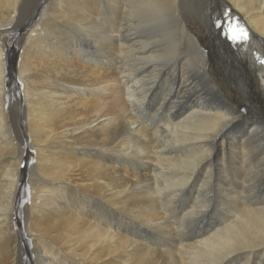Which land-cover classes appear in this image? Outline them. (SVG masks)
<instances>
[{
    "label": "bare ground",
    "instance_id": "6f19581e",
    "mask_svg": "<svg viewBox=\"0 0 264 264\" xmlns=\"http://www.w3.org/2000/svg\"><path fill=\"white\" fill-rule=\"evenodd\" d=\"M215 1L0 0V264L261 261L264 0Z\"/></svg>",
    "mask_w": 264,
    "mask_h": 264
},
{
    "label": "rangeland",
    "instance_id": "374dc122",
    "mask_svg": "<svg viewBox=\"0 0 264 264\" xmlns=\"http://www.w3.org/2000/svg\"><path fill=\"white\" fill-rule=\"evenodd\" d=\"M217 2L215 0H209V5L207 6L206 12L208 14L207 20L209 21L208 23L201 24L195 17H189V16H184L183 19L186 23V27L189 32L193 33L195 36L199 37L200 40L202 41L203 44H209L210 41V35L211 37L214 38V45L219 46L220 42V36H216V21L217 19L222 18V13L218 12L217 9ZM215 19V20H214ZM201 25V26H200ZM205 28V29H204ZM208 28L209 31L208 32ZM210 34V35H209ZM12 35L13 33L11 31H0V45L4 47V51H9L14 47V42L12 40ZM214 35V36H213ZM219 39V40H218ZM214 53V49L211 50ZM224 50V48L219 47V53L220 55L217 57H210V66H209V74L211 78L218 84V86L221 87V89L224 91L226 98L232 100L233 104H236L235 107L240 108L241 111L245 112L246 114L250 115V111H248L246 108H244L245 103L242 95L237 91V89L234 87L231 79H230V70L229 67L222 61V58H226L227 54ZM221 62V63H220ZM230 72V73H228ZM229 75H228V74ZM256 77L254 78L252 82V90L258 94V99L261 103L264 104V93H262L258 87L257 79H259L258 74H255ZM7 82L10 83V79H7ZM231 82V83H230ZM235 89V90H234ZM260 109L262 111V114L264 115V108L260 106ZM25 138L27 139V132L25 133ZM29 142V140L27 139ZM27 155L26 159H29L28 163H33L34 158L33 155L35 154L34 150L32 149H27ZM33 151V152H32ZM21 167V166H20ZM75 179H79V176L75 177ZM20 202H26V199L28 198L27 196L24 197V194L18 195ZM212 221L211 218L208 217L207 221ZM125 221H132L129 220L128 218L125 217ZM54 234V233H53ZM146 236V235H145ZM126 237H129L127 235ZM147 237V236H146ZM146 239V238H145ZM54 242V241H53ZM53 242H49V244H53ZM263 258V259H262ZM261 258V261L259 262V259L257 261H250L248 264H264V256ZM126 262V263H125ZM121 264H130L131 260H125Z\"/></svg>",
    "mask_w": 264,
    "mask_h": 264
},
{
    "label": "snow or ice",
    "instance_id": "6c2138e0",
    "mask_svg": "<svg viewBox=\"0 0 264 264\" xmlns=\"http://www.w3.org/2000/svg\"><path fill=\"white\" fill-rule=\"evenodd\" d=\"M241 35L243 36V38L247 39V35L243 32V30H241Z\"/></svg>",
    "mask_w": 264,
    "mask_h": 264
}]
</instances>
